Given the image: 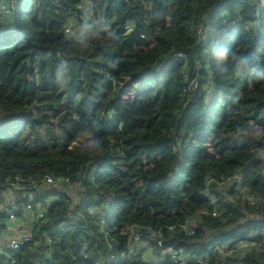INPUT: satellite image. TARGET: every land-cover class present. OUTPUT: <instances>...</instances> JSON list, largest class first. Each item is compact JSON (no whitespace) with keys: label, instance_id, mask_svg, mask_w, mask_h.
I'll return each mask as SVG.
<instances>
[{"label":"trees","instance_id":"trees-1","mask_svg":"<svg viewBox=\"0 0 264 264\" xmlns=\"http://www.w3.org/2000/svg\"><path fill=\"white\" fill-rule=\"evenodd\" d=\"M263 3L14 1L0 21V204L17 176L79 179L85 201L73 213L85 226L63 230L74 199L43 187L48 218L13 253L17 264H109L105 229L119 255L130 225L151 244L145 228L158 234L157 257L173 250L189 264H264ZM236 13L241 22H223ZM240 171V183L219 184ZM108 202L102 226L90 211ZM50 231L55 254L45 259L37 244Z\"/></svg>","mask_w":264,"mask_h":264},{"label":"built area","instance_id":"built-area-1","mask_svg":"<svg viewBox=\"0 0 264 264\" xmlns=\"http://www.w3.org/2000/svg\"><path fill=\"white\" fill-rule=\"evenodd\" d=\"M14 1L15 0H5L4 3L0 4V21L5 19L13 12L15 7ZM226 15L231 16L229 13ZM241 21V15L236 13L232 19L226 18L223 22L230 26H235ZM250 28L251 26L246 25L247 31H251ZM126 29L130 31L129 27ZM65 31L69 35L74 34V29L72 26H67ZM197 34L200 40L205 41L207 36H209V26L204 25V27L202 26L198 28ZM198 86L199 80H194L191 84V89L197 90L199 88ZM242 178L243 172L240 171L228 178L226 182H221L219 184L224 185L227 183H233L234 181L240 183ZM212 182L215 181L212 179L209 180V183ZM43 187H51L58 191L66 192L74 199L72 204L69 205L70 208L68 213L64 216L67 224L64 225L63 230L70 225H76L79 228L85 226L82 221H80L73 214L75 211L80 210L82 203H85V201L81 200L79 197V194L83 192V188L81 187L79 179L71 180L67 177L54 178L52 176H46L42 179H35L26 176H17L15 181L12 182L11 186H9L8 191L4 192V200L0 204V210L7 214L6 221L3 222L2 219H0V225L4 226V228L0 230V258L5 259L8 264H17V258L14 257L13 253L18 254L27 245L32 244L34 242V232L37 228V225L40 223H45L46 219L48 218L46 207L38 200L39 193ZM242 199L249 200L250 205H254L255 203L254 198L251 196H244ZM23 200H25V202H23ZM49 202L52 201L49 200ZM107 204L108 205L105 208H102L103 212L100 214H98L95 210L90 211L92 218H96L102 226L107 225V217L113 211V205L111 206L109 202ZM251 217L257 218L258 216L255 215ZM68 224L70 225L68 226ZM126 230L128 235V249L119 255H115L114 247L116 242H113L109 239V233L105 229V240L108 244V251L111 253L108 257V261L110 262L109 264H129L133 263L134 261H138L143 264H189L186 257L176 253L173 250L166 252L164 251L160 257H157L154 252L155 247L153 244L157 248L161 249L162 243L157 240L158 234L149 227L145 228V230L149 231L151 234V240L153 244H151L150 241L148 242L145 240L144 233L142 232L144 230L140 226L130 225ZM186 232L190 236L194 235V230L191 226L186 227ZM53 234L54 231L45 233L37 244L40 249H45L43 250V256L45 259H51L55 254V239ZM247 246V244H244L239 246L238 249L230 251L228 250V246L219 247L215 249L214 253L219 251L218 253L221 254L223 252L234 254L235 252H238L239 249L245 248ZM253 247H255V244H253ZM69 253H72V251L69 250ZM164 255L167 257L166 260H164ZM82 256H85V252L82 254ZM95 264L101 263L96 262Z\"/></svg>","mask_w":264,"mask_h":264},{"label":"rangeland","instance_id":"rangeland-1","mask_svg":"<svg viewBox=\"0 0 264 264\" xmlns=\"http://www.w3.org/2000/svg\"><path fill=\"white\" fill-rule=\"evenodd\" d=\"M264 5V4H263ZM263 8V7H262ZM78 35H85L84 33H87L85 32V30L83 28L79 29L76 31ZM95 37V36H94ZM78 143L79 144H83V145H87L89 144V139L87 136H82L79 140H78Z\"/></svg>","mask_w":264,"mask_h":264}]
</instances>
